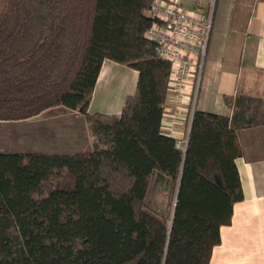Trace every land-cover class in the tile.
I'll use <instances>...</instances> for the list:
<instances>
[{"label":"trees","instance_id":"trees-1","mask_svg":"<svg viewBox=\"0 0 264 264\" xmlns=\"http://www.w3.org/2000/svg\"><path fill=\"white\" fill-rule=\"evenodd\" d=\"M154 0H0V121L85 117L91 151H0V264H209L243 198L238 131L264 96L193 109L185 149L161 131L170 64L144 35ZM138 72L120 113L88 112L103 60ZM161 184L163 208L147 202Z\"/></svg>","mask_w":264,"mask_h":264},{"label":"crops","instance_id":"crops-1","mask_svg":"<svg viewBox=\"0 0 264 264\" xmlns=\"http://www.w3.org/2000/svg\"><path fill=\"white\" fill-rule=\"evenodd\" d=\"M179 2L185 9L202 14L207 13L211 4L213 7L194 108L229 116L232 107L226 104L225 97L234 98L237 93L264 96V1ZM102 62L88 112L120 113L126 96L135 91L138 72L112 60ZM169 107L173 105L166 101L161 131L187 140L191 114L188 100L178 106V113L168 112ZM75 114L85 120L80 113ZM238 140L242 155L235 165L243 198L234 204L230 224L221 226V241L213 247L209 264H264V124L239 130Z\"/></svg>","mask_w":264,"mask_h":264},{"label":"built area","instance_id":"built-area-1","mask_svg":"<svg viewBox=\"0 0 264 264\" xmlns=\"http://www.w3.org/2000/svg\"><path fill=\"white\" fill-rule=\"evenodd\" d=\"M259 1L264 0H256ZM147 14L152 21L144 35L153 43L157 57L170 64L166 101L176 109L169 110L178 113V106L188 100L192 113L211 33L212 4L207 13L202 14L195 9H185L179 0H154ZM176 144L185 149L186 140L178 138Z\"/></svg>","mask_w":264,"mask_h":264},{"label":"rangeland","instance_id":"rangeland-1","mask_svg":"<svg viewBox=\"0 0 264 264\" xmlns=\"http://www.w3.org/2000/svg\"><path fill=\"white\" fill-rule=\"evenodd\" d=\"M184 4L189 6V3ZM82 118L67 108L53 107L26 120L0 121V151H90L93 136L89 133L87 122ZM147 194V202L151 206L163 208L164 193L161 184L151 181Z\"/></svg>","mask_w":264,"mask_h":264}]
</instances>
